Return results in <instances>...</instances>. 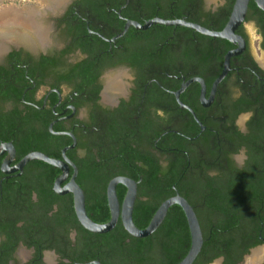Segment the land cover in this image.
Here are the masks:
<instances>
[{"label": "trees", "instance_id": "trees-1", "mask_svg": "<svg viewBox=\"0 0 264 264\" xmlns=\"http://www.w3.org/2000/svg\"><path fill=\"white\" fill-rule=\"evenodd\" d=\"M226 1L227 4L221 8L223 19L214 29L207 27L208 29L219 31L228 20L234 0ZM193 2L194 0H139L145 22L153 18L179 19L183 15V8ZM176 4L179 6L177 9ZM101 11L100 14L103 15V10ZM251 19H255L259 27L264 50V14L254 3L248 6L246 20ZM139 22L144 23L141 20ZM104 35L111 37L114 34L107 32ZM117 44L122 46L117 63L129 64L139 72L153 66L157 71L169 70L173 75H178V70L182 71L186 78L198 75L205 79L208 88L222 70L224 55L234 48L231 43L222 39L205 37L182 27L163 25H153L145 31L130 28ZM107 45L104 43L105 47L102 48L106 49ZM75 47L88 50L80 42ZM245 58V65L250 69L232 71L220 83H231L232 88L240 91L236 100L229 94L227 100L230 107L221 114L225 121L222 118L218 121L207 118L211 109H203L199 105L198 86L193 84L187 88L186 93L191 94L187 104L196 113L205 130L201 132L191 117L183 126L172 128L175 132L168 136L176 140H171L170 148H181L179 145L186 138L196 140L193 146L189 143L188 158L178 157L174 153L164 169L153 156L143 151V147L151 146L153 139H160L166 132L159 125H142L136 140L140 149L135 154L125 153L130 140L124 138L125 130L118 127L116 122L106 127L96 126V130L88 135L84 133L89 132V127L78 129L76 131L80 133L79 137L75 130H68L76 135L77 145L67 151L66 156L77 167L76 183L84 192L86 213L92 221L98 224L109 221L106 186L114 177L125 176L138 183L132 219L139 229L148 225L160 204L174 196L175 191L193 207L203 236L201 250L195 259L198 264H208L218 257L224 258V264H236L247 254L249 248L259 244L257 235L264 229V165L252 169L248 165L235 169L227 161L229 154L238 152L242 146L250 148L258 145L260 138L264 137V81L259 79H264V74H261L248 55ZM104 59L103 62L109 58L104 56ZM88 61L73 66L66 74L60 75L57 83H66L71 92L77 95H96L100 88L94 86L98 74L92 72L94 64ZM210 66L214 71L208 76L207 69ZM141 76L143 77L142 74ZM158 80L171 90L180 86V81L170 84L167 80V84L162 78ZM9 92L3 89L2 82L0 100H9ZM83 101L84 99L77 105H81ZM246 111H253L254 116H257H253L250 132L243 134L236 130L233 121ZM52 118L49 111L33 108H28L26 113H21L16 107L8 112L0 109V143L9 142L14 146V165L25 155L35 151L50 158H61V150L71 145L72 140L68 136L50 134L48 126ZM65 130L61 124L53 126L55 132ZM76 149L84 151L81 158L77 157ZM217 157L221 158L218 160ZM256 158L257 155L252 159ZM222 161H226V165ZM70 171L72 174V170ZM59 175L57 168L41 161H31L23 168L17 182L10 184L4 181L2 188H28L25 191L27 196L19 205L26 216L23 228L28 231L27 235L33 231L48 235L50 231L66 238L70 229L76 231L78 242L85 250L72 253L71 264L91 261H99L101 264H177L186 255L190 235L179 206H171L161 225L146 238L130 236L120 220L110 232L94 234L78 223L72 197H61L53 192V183ZM116 191L121 203L126 190L119 185ZM31 192L36 194V202H31ZM54 207L55 212L49 215ZM15 224L13 221L9 225L14 232L17 229ZM24 242L27 246L38 245L32 238L25 239ZM2 264H6V261Z\"/></svg>", "mask_w": 264, "mask_h": 264}, {"label": "flooded vegetation", "instance_id": "flooded-vegetation-1", "mask_svg": "<svg viewBox=\"0 0 264 264\" xmlns=\"http://www.w3.org/2000/svg\"><path fill=\"white\" fill-rule=\"evenodd\" d=\"M46 1L45 8L53 5V0ZM58 1L60 4L61 0ZM136 1L137 0H65L66 4L63 8L54 9L53 12L52 10H48V8L46 9V14L51 15L49 18H46V14L42 15L41 7L34 9L33 12L28 14H20L17 18H11L9 22L11 23L10 27L22 29L23 35L21 38L9 40L7 43H5L6 40H4V45L0 46L3 48L6 44V50L0 54V85L3 82V89L9 90L11 97L7 101L0 100V109H2L3 112H8L16 107L21 113H26L28 108L49 111L53 116L50 123L54 122L53 126L56 124L64 126L66 130L63 132L73 134L76 139V145V135L78 137L80 135V133L77 132L78 129L84 130L86 126L89 127V132L84 133L88 135L96 130V126L101 128L116 122V124L119 125L118 127L124 128V138L130 140V146L125 153L131 154L138 153L140 149V147H137L138 143H136V140L140 134L142 125L147 123L155 126L159 125L162 130L166 131L161 136L163 139H153L152 145L143 147V151L153 156L163 169L167 167L168 159L171 158V155L174 153H176L178 157L188 158L187 150L189 148V143L193 146L196 138L183 139L181 145H179L181 148H170L169 143L171 140L175 141L176 139L169 137L168 134L170 135L175 132L172 128L183 126L185 123H188L190 117L192 119L193 117L186 109L181 108L177 103L173 93L178 89L171 90L166 88L158 79H164L167 84L168 81L170 84H172L171 82L180 81L181 84L192 78H201L206 86V99H209L211 85L208 88L205 79L198 75H192L186 78L183 72L179 70L176 72L178 75H173L169 70H159V72L155 67L150 66L144 68L142 72H139L129 64L117 63L119 59L118 54L122 51V46L118 45L117 41L123 38L130 28H134L137 31L141 30L130 26L122 37L112 42L108 41L121 33L125 24L128 22L133 21L143 25L149 21L147 20L145 22L142 7L139 0L138 2ZM250 3L254 2L250 1L249 4ZM226 4V0H194L191 5H187L183 8V15L177 20H185L205 28L214 29V26H217L223 19V10L221 8ZM55 6H58V4ZM178 7L176 4L175 9ZM101 10H103V15L100 14V12H102ZM229 15L230 14H228V17ZM246 18L244 23L236 30V34L241 36L245 41V48L240 55L234 57L236 59L232 58L233 60L230 62L229 73L232 71L237 72L239 69L249 70L250 67L245 65L247 62L245 56L248 55L251 62L254 63L256 68H258L263 75V37L261 36L256 20H246ZM139 20L144 21V23H140ZM19 24L21 25L17 26ZM121 24L122 29L120 30ZM202 24H206L207 26H203ZM247 26L252 27L257 35V50L262 57L261 63L258 62L251 50ZM27 30L29 32H27ZM44 30H47V32L45 33ZM107 32L114 35L106 37L104 33ZM41 36L43 38H41ZM77 42L83 44L88 50L84 51L80 48H76L75 44ZM104 43L108 44L106 49L102 48L105 47ZM233 46V49H235L236 45ZM104 56L109 58L108 61L103 62V60H105ZM86 60H89L92 65L94 64L92 72L98 74L94 86H99L100 88L96 95H77L71 92L66 83H57V78L60 75L66 74L70 68ZM211 66L207 69L208 76L212 75L214 71ZM1 68L4 70H1ZM118 74L119 76H117ZM109 79L118 83L122 90L108 92L106 89ZM259 79L264 81V79ZM193 84H196L199 88V105L203 109H211V111L208 112L207 118L213 119L214 121H218V119L221 118L223 119L221 115L222 112L230 107V103H228L227 100L229 94H231V98L234 100L240 96V91L236 88H232L233 84H219L221 87H217L211 103L207 107H203L199 99L200 85L197 83H192L191 85ZM186 90L180 95L179 100L183 105L192 109L187 104L191 99V94L186 93ZM90 97L91 99H89ZM82 99H84L83 103L77 105ZM254 114L253 111L240 113L233 121L236 130L240 133L248 134L250 132L249 128L253 126L252 121ZM256 116L257 115H255L254 118H256ZM69 129L73 131L77 130L76 135L71 131L69 132ZM2 144L4 143L1 142L0 146ZM249 151L251 152L249 153ZM254 154L257 155L256 159H252L255 156ZM76 155L81 158L84 155V151L76 149ZM5 156L6 154L0 156V227L3 228L0 230V264L5 263V261L6 264H71L72 253L85 250V247L78 242L79 239L74 229L68 231L66 238L50 231L48 235L40 234L37 231H33L30 235H27L28 231L26 232L23 228L26 216L23 215L22 209H19V205L23 203L22 200L27 196L25 191H27L28 188H2V183L4 181L13 184L17 182L23 173L22 171L20 174H3L1 172V166ZM220 158L221 157H217L218 160ZM227 161L230 162L235 169H242L247 165L251 169L264 165V137L260 138L258 145L251 146L250 148L242 146L238 152L229 154ZM13 162L10 164L11 166H14ZM221 163L226 165V161H222ZM176 193L178 192L175 191V194ZM68 195L72 197L71 194L58 196L62 197ZM30 200L31 202H36L37 197L34 192L30 193ZM55 210L56 207L53 208L49 215L55 212ZM90 214L92 215L93 213ZM13 221L16 222L15 227L17 229L15 232L12 227L9 226ZM29 238L35 240L38 245L27 246L24 240H29ZM257 240L259 244L249 248L247 254L236 264H248L250 256L258 250L261 252V257H264V229L258 233ZM47 245H49V247L46 248ZM214 260L217 261V264H224L223 257H218ZM213 261L208 264H212ZM194 263L198 264V261H194L193 264ZM258 264H264V259L259 260Z\"/></svg>", "mask_w": 264, "mask_h": 264}, {"label": "water", "instance_id": "water-1", "mask_svg": "<svg viewBox=\"0 0 264 264\" xmlns=\"http://www.w3.org/2000/svg\"><path fill=\"white\" fill-rule=\"evenodd\" d=\"M250 1H253L264 14V0H235L228 20L223 29L220 31H212L198 24L187 22L185 20H165L161 18H153L143 25L133 21L126 23L122 32L116 35L108 42L115 41L116 39L122 37L130 26H133L138 30L145 31L153 25H163L192 29L203 36L226 40L231 44L236 45L235 49H232L225 54L222 64V70L211 84L209 99H206V86L201 78H192L182 82L178 90L173 93L180 107L186 109L192 115L194 121L200 127V130L203 131L205 127L199 121L194 111L189 107L183 105L180 102L179 97L189 85H191L192 83H197L200 85L199 99L201 105L203 107H207L211 103L213 96L217 90V87L225 79V77L230 71L231 59L240 55L245 48V41L241 36L236 34V30L245 21ZM65 4V0H62L61 3L58 4V6L52 5L43 8L41 13L42 15L46 14L47 8L48 10H52L53 12L54 9L63 8ZM5 50L6 44L5 47L0 50V54L3 53ZM53 123L54 122L50 123V125L48 126L50 134L55 136L65 135L71 138L72 140L71 145L66 146L61 150L60 159L50 158L41 152L35 151L28 153L14 166H11L10 164L14 161L16 155L15 148L11 143H4L0 146V156L6 154L1 166V172L5 175L10 173L20 174L23 171V168L31 161H41L57 168L60 171V175L55 179L53 183L54 192L57 195H72L74 212L78 223L82 228L94 234H105L110 232L114 229L117 222L120 220L124 230L130 236L135 238H146L152 235L161 225L167 214L168 209L171 206H179L183 211L187 222L188 231L190 235V246L186 255L177 264H193L203 244L202 231L193 207L188 203V201L184 197L180 196L178 193L163 201L153 214L148 225L144 229H139L135 226L132 219L133 208L137 197V182L124 176H117L111 179L106 186V199L110 213L109 221L104 224H98L89 218L86 213L84 193L81 187L76 183V177L78 173L77 167L66 156V152L76 146V139L71 133L53 131ZM70 170H72V174H70ZM119 185L123 186L126 189L124 198L121 203L119 202L116 191L117 186ZM74 264L101 263L99 261H91L87 263Z\"/></svg>", "mask_w": 264, "mask_h": 264}, {"label": "rangeland", "instance_id": "rangeland-1", "mask_svg": "<svg viewBox=\"0 0 264 264\" xmlns=\"http://www.w3.org/2000/svg\"><path fill=\"white\" fill-rule=\"evenodd\" d=\"M46 0H0V22H5L1 26H6L7 29L4 27L0 28V46L4 45L3 42L6 40V43L9 42V40H15L18 38H21L22 29L17 27H10L11 23L8 24L10 19L8 18H17L20 14H28L30 12H33L34 9L37 8H45ZM5 12V15H2V13ZM47 15V14H46ZM51 15L48 14L46 18H49ZM44 20V19H43ZM0 23V24H1ZM7 23V24H6ZM21 24L17 25L20 26ZM247 34L250 41V47L252 52L254 53V56L257 58L258 62H262V57L257 50L258 45V38L255 34L252 27L247 26ZM4 39V40H3ZM119 76V74L117 75ZM251 257V256H250ZM248 259V258H246ZM250 259V258H249Z\"/></svg>", "mask_w": 264, "mask_h": 264}, {"label": "bare ground", "instance_id": "bare-ground-1", "mask_svg": "<svg viewBox=\"0 0 264 264\" xmlns=\"http://www.w3.org/2000/svg\"><path fill=\"white\" fill-rule=\"evenodd\" d=\"M62 1V0H61ZM61 3V2H60ZM52 4L55 6L56 4H59V1L58 0H53V2H52ZM2 15H5V12H3L2 13ZM12 18V17H11ZM11 18H8V19H10L11 20ZM10 22V21H9ZM8 22V24H10ZM1 23V22H0ZM3 23H5V22H2L1 24H0V28H2L3 27V29H4V27L7 29V27L6 26H1ZM7 24V23H6ZM41 30H42V28H41ZM27 32H29L28 30H27ZM44 32L46 33L47 32V30H44ZM0 36H1V34H0ZM41 38H43L42 36H41ZM0 49H2V47H0ZM108 92H117V91H121L122 89H121V86L118 84V83H116V82H113V81H111L110 79L107 81V89H106ZM258 257H261V252L258 250V251H256V252H254L253 253V255L250 257V259L249 260H252V261H256L257 260V258ZM248 260V261H249Z\"/></svg>", "mask_w": 264, "mask_h": 264}, {"label": "clouds", "instance_id": "clouds-1", "mask_svg": "<svg viewBox=\"0 0 264 264\" xmlns=\"http://www.w3.org/2000/svg\"><path fill=\"white\" fill-rule=\"evenodd\" d=\"M264 259V257H258L256 261L249 260L248 264H258V261ZM212 264H217V261H213Z\"/></svg>", "mask_w": 264, "mask_h": 264}]
</instances>
